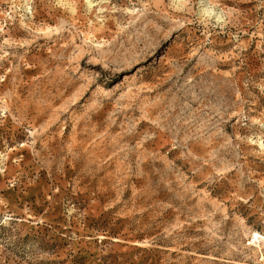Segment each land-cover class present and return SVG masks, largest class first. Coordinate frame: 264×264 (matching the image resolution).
Instances as JSON below:
<instances>
[{"label":"rangeland","instance_id":"rangeland-1","mask_svg":"<svg viewBox=\"0 0 264 264\" xmlns=\"http://www.w3.org/2000/svg\"><path fill=\"white\" fill-rule=\"evenodd\" d=\"M0 264H264V0H0Z\"/></svg>","mask_w":264,"mask_h":264},{"label":"bare ground","instance_id":"bare-ground-1","mask_svg":"<svg viewBox=\"0 0 264 264\" xmlns=\"http://www.w3.org/2000/svg\"><path fill=\"white\" fill-rule=\"evenodd\" d=\"M90 0H87V2H89Z\"/></svg>","mask_w":264,"mask_h":264}]
</instances>
